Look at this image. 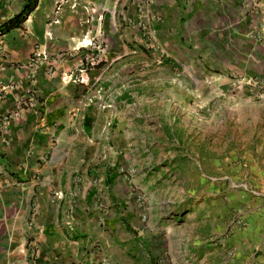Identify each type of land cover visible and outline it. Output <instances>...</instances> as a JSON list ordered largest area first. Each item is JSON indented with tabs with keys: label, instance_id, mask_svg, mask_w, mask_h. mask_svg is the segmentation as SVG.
Here are the masks:
<instances>
[{
	"label": "crops",
	"instance_id": "1",
	"mask_svg": "<svg viewBox=\"0 0 264 264\" xmlns=\"http://www.w3.org/2000/svg\"><path fill=\"white\" fill-rule=\"evenodd\" d=\"M24 3L0 0V23ZM260 9L264 0H38L1 35L0 264H264ZM99 33L100 60L83 68L81 41ZM34 49L47 57L35 68ZM28 88L37 103L25 110ZM212 102L225 117L214 110L206 137L197 111ZM204 169L241 189L214 184L224 196L208 198ZM128 184L178 185L146 197L195 204L162 219L159 238L127 204Z\"/></svg>",
	"mask_w": 264,
	"mask_h": 264
},
{
	"label": "rangeland",
	"instance_id": "2",
	"mask_svg": "<svg viewBox=\"0 0 264 264\" xmlns=\"http://www.w3.org/2000/svg\"><path fill=\"white\" fill-rule=\"evenodd\" d=\"M261 14H264V9H260ZM218 109L222 116L219 118V120L223 119L225 117V109L220 108L219 106H216L213 102L203 104L199 107V110L197 111L199 113L197 118V123H199V128L202 129V131L207 135L206 137H210L211 134V124H214L212 120L216 119L214 114V110ZM216 121V120H215ZM193 123V122H192ZM222 124V122H219ZM194 125V123L192 124ZM121 173L126 174L125 169L120 170ZM202 175L205 179L203 188L206 190H203V194L206 193L208 198H213L214 195H219V197H223V191L222 187L219 188V191L214 190L212 186H216L214 184H218L220 186L227 185L230 189H237L240 190L241 186H239V180L231 178L229 174L226 172H210L209 170H203ZM194 181V180H193ZM225 184V185H224ZM178 185H149L147 186H141L140 184H128V187L126 188L125 192L129 194V200L127 202L128 205H136L142 215V219L147 221L146 230L149 234L162 238L165 236V233H163V228H161L159 225L161 224L162 219L169 218L173 216L176 213V209H178V205H183L185 208L187 207L192 208L195 204L194 197H188L186 201H178V200H157L153 201L146 197V194L150 192H158L159 190H165L167 193H175L178 194ZM209 187V188H206ZM249 190L253 189L252 191H255L254 188L248 186ZM158 188V189H156ZM199 189L198 186L194 185L190 179H187L186 184V191L187 193H197V190ZM153 206V208L151 207ZM158 213L157 216L151 215L154 214L155 211ZM154 211V212H153ZM160 216V217H159ZM238 220V219H237ZM153 222V223H152ZM236 222V220H235ZM177 236V235H176ZM161 252V251H160ZM161 263H167L168 260H160Z\"/></svg>",
	"mask_w": 264,
	"mask_h": 264
},
{
	"label": "built area",
	"instance_id": "3",
	"mask_svg": "<svg viewBox=\"0 0 264 264\" xmlns=\"http://www.w3.org/2000/svg\"><path fill=\"white\" fill-rule=\"evenodd\" d=\"M26 1V0H24ZM103 41H102V35L99 33L95 36L94 39L91 40H82L81 46L83 48L87 49V53L83 58L82 67L86 68L88 66H93L98 64L100 57L97 55V52L100 51L99 48H102ZM3 47L0 45V51H2ZM41 59H47L46 54L44 51H41L39 49H34L32 56L30 57L29 63L32 65V67H36V64H40ZM51 67L49 66L48 71H50ZM64 79V77H62ZM258 89L262 87V82H258ZM10 88L11 85H8ZM258 89L256 93H258ZM37 103L35 91L32 88H28L26 91V95L22 96L17 100V107L23 108V109H29L33 107ZM92 103V98L89 96H84V98L81 100L82 107H88ZM4 264H18L13 259H8L4 262Z\"/></svg>",
	"mask_w": 264,
	"mask_h": 264
},
{
	"label": "trees",
	"instance_id": "4",
	"mask_svg": "<svg viewBox=\"0 0 264 264\" xmlns=\"http://www.w3.org/2000/svg\"><path fill=\"white\" fill-rule=\"evenodd\" d=\"M37 3L38 0H26L21 11L10 17L8 20L0 23V36L13 28L20 27L30 12L34 10Z\"/></svg>",
	"mask_w": 264,
	"mask_h": 264
}]
</instances>
